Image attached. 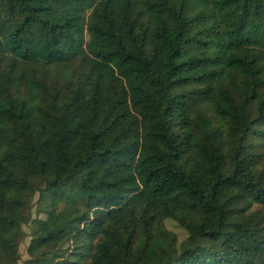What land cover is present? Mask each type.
<instances>
[{"label":"trees","instance_id":"trees-1","mask_svg":"<svg viewBox=\"0 0 264 264\" xmlns=\"http://www.w3.org/2000/svg\"><path fill=\"white\" fill-rule=\"evenodd\" d=\"M34 197L22 264H264V0H0V235Z\"/></svg>","mask_w":264,"mask_h":264},{"label":"rangeland","instance_id":"rangeland-1","mask_svg":"<svg viewBox=\"0 0 264 264\" xmlns=\"http://www.w3.org/2000/svg\"><path fill=\"white\" fill-rule=\"evenodd\" d=\"M37 198H29L28 203L31 206L29 209L20 210L18 212V219L21 222V229L23 235L17 237L14 235H0V244L6 253L16 254L18 259L9 260L8 264H22L23 260L26 259V248L30 240L31 232V219L35 217ZM167 228L175 233L178 238L183 237L182 231L176 228L175 224L171 221L166 223ZM167 245L161 240L151 243V248L149 250L148 256L150 264H160V261L166 256Z\"/></svg>","mask_w":264,"mask_h":264}]
</instances>
